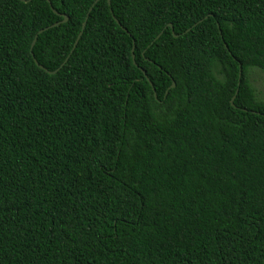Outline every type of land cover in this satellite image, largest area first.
I'll return each instance as SVG.
<instances>
[{"label":"trees","instance_id":"obj_1","mask_svg":"<svg viewBox=\"0 0 264 264\" xmlns=\"http://www.w3.org/2000/svg\"><path fill=\"white\" fill-rule=\"evenodd\" d=\"M94 1L0 0V264H264V0H100L47 73Z\"/></svg>","mask_w":264,"mask_h":264},{"label":"water","instance_id":"obj_2","mask_svg":"<svg viewBox=\"0 0 264 264\" xmlns=\"http://www.w3.org/2000/svg\"><path fill=\"white\" fill-rule=\"evenodd\" d=\"M20 1H21V2H30L31 0H20ZM99 1H100V0H95L94 3L92 4V6L89 8V11H88V13H87V15H86L85 21H84L83 24H82L81 31L79 32V34H78V36H77V38H76V40H75V42H74V44H73V47H72V49H71L69 55H68L67 58L64 60V62L59 66V68H57V69L54 70V71H47V70H45L43 66H41V65L38 64V62L34 59L33 54H32V57H33V59H34L35 64H36L40 69L45 70V71H46L47 73H49V74H55V73H57V72L60 70L61 67L64 66V64L67 62L68 58H69L70 55L73 53L74 49L76 48V46H77V44H78V42H79V40H80V38H81V35H82L83 30H84V28H85L86 21H87V18H88V15H89L90 11H91L92 8L95 6V4H96L97 2H99ZM47 2L49 3V0H47ZM107 3H108V5H110V3H111L110 0H107ZM54 13L57 14V15H59V16H62L63 20H62L61 22H59V23L53 24V25H51V26H49V27H46V28L41 29V30L38 31V33L34 36V39H33V41H32L31 47H30V51H31V53H32V49H33V47H34V45H35V43H36L37 36H38L39 34L43 33L44 31L48 30L49 28H52V27H55V26H57V25H59V24H62V23L67 22V20H68L67 16L60 15V14H58V13L55 12V11H54ZM114 20H115L116 24L119 25V26L121 27V29H122L124 32H127L126 29L123 28V27L119 24V22H118L116 19H114ZM168 27H169L170 29H172L171 24H169ZM158 37H159V36H157V38H158ZM224 46H225V48H227L225 44H224ZM132 60H133V64L135 65V58H134V55H132ZM140 70H141V72H142V73L144 74V76H145V72H144L141 68H140ZM238 75H239V78H240V76H241V66H240V68H239V74H238ZM148 81H149V80H148ZM149 83H150V86L153 88L152 83H151V82H149ZM174 86H175V84L172 82L171 88H174ZM237 92H238V91H236L235 96H236ZM235 96H233V98L231 99V105H232V106H233V101H234V99H235Z\"/></svg>","mask_w":264,"mask_h":264},{"label":"rangeland","instance_id":"obj_3","mask_svg":"<svg viewBox=\"0 0 264 264\" xmlns=\"http://www.w3.org/2000/svg\"><path fill=\"white\" fill-rule=\"evenodd\" d=\"M251 82L259 98L264 96V76L257 70L251 74Z\"/></svg>","mask_w":264,"mask_h":264}]
</instances>
